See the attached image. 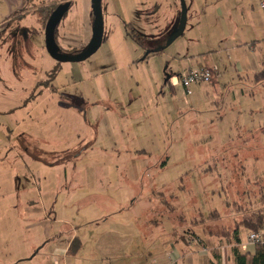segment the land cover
<instances>
[{"label": "rangeland", "instance_id": "rangeland-1", "mask_svg": "<svg viewBox=\"0 0 264 264\" xmlns=\"http://www.w3.org/2000/svg\"><path fill=\"white\" fill-rule=\"evenodd\" d=\"M263 2L104 0L106 35L111 38L88 60L62 63L64 73L52 85L54 89L61 87L64 90L55 91L53 98H47L48 90H44L43 97L48 102L41 110L43 116L44 110L51 113L56 99L63 106L53 111L56 115L46 118L60 123L62 127L58 131L61 134L49 135L45 127L32 128L41 114L27 116L26 108L11 113L0 111V264H38L36 253L39 246L47 242L46 227H32L31 220L36 217L30 218L26 208L39 201L40 195L47 196L43 204L46 205L48 193L56 189L57 183L63 184L65 179L57 169L71 170L68 183L74 177L75 167L99 169L106 173L99 184L108 190L110 185L120 190L130 188L133 200L142 210L139 216L144 215L145 219L152 216L149 221L160 219L164 212L180 222L179 217L184 212L189 220L198 218V212L207 217L215 211L221 218L214 227L219 231L225 227L232 229L235 220H241L254 207L259 208L262 205L259 204L260 196L264 194V82L256 84L255 73L250 76V86H242L240 78L245 75L239 77L240 62L236 56L248 50V59L258 58L264 62ZM43 6L41 4L39 8ZM32 7L31 1L29 8ZM7 10L4 0H0V25ZM184 10H187L184 35L168 45L179 29ZM152 11L157 12L153 18ZM36 21V16H30L21 24ZM127 24H132L143 47L130 38L125 40ZM255 24L258 28L253 30L251 26ZM18 26V22L13 25ZM112 32L115 33L113 36ZM30 38L35 46V34L31 33ZM253 41L260 44L255 51L249 49ZM236 44L242 48L235 53L226 47L237 48ZM62 52L77 55L73 51ZM128 54L138 60L149 54L152 56L143 63L131 65L122 60ZM203 57L207 60H202ZM27 58L28 49L23 46L13 69L32 72L33 65ZM116 58L121 59L117 62L123 69L112 73ZM202 62L205 64L200 65ZM215 65L219 68L216 76L193 85L188 96L182 86H177L176 93L172 94L171 85L166 84L168 77L178 78V72L183 74L192 66ZM105 68L111 70L100 78L106 74L103 73ZM86 71L96 73L87 76L84 75ZM11 83L6 92L0 80V109L10 108L16 100L25 101L31 96L28 92L31 83L27 78L18 77ZM82 88L87 90L86 94H81ZM247 89L254 90V96L246 95ZM243 92L246 93L243 95ZM102 101L106 104L110 101L116 106L119 117L123 118L119 127H101L105 118L101 116L105 111ZM251 111L254 112L252 115ZM128 117L135 119L133 135H130L131 121L125 120ZM122 131L124 134L120 135ZM22 140L48 153L66 151L72 145L76 152L57 158L41 153L35 155L39 159L28 155L20 158L18 154L22 151L16 146L20 147ZM115 145L120 148L119 152L113 150ZM44 161L55 166L48 167ZM258 181L262 187L255 185ZM182 183L184 190L180 188ZM83 190L93 192L90 187ZM93 193L113 194V190ZM81 194L74 203L79 201ZM43 205L38 202L35 209ZM190 224L188 222L184 228H190ZM60 225L55 222L54 227ZM138 240L132 248L134 252L143 248ZM24 251L29 254L22 261L20 255Z\"/></svg>", "mask_w": 264, "mask_h": 264}, {"label": "crops", "instance_id": "crops-1", "mask_svg": "<svg viewBox=\"0 0 264 264\" xmlns=\"http://www.w3.org/2000/svg\"><path fill=\"white\" fill-rule=\"evenodd\" d=\"M31 1L33 7L29 8V3ZM35 1L36 0H4V3L8 6V10L2 24L0 25V44H2L0 46V80L4 83L3 86L6 88L4 91L8 92V88L11 87V82L13 80H16V78L18 79V77L22 79L27 78L31 83V85H28V92H30L29 95H31L30 98H32V95L35 93L36 97L33 98L36 99H24L27 101L25 105V101L19 99L15 101V104L12 107L1 108L0 111L2 113H11L17 109L26 108V110L29 111L27 116L30 114L33 116H40L41 114L40 119L34 121L32 128H35L36 126L40 128L45 127L47 134L51 135L53 133H58V135H60L61 133L59 131L62 127L60 123H56V121L53 120H47L46 118L50 115H56L53 111L56 109L60 110L62 106L61 101L57 99L54 101L55 103L52 104L54 109L51 113H47L48 111L44 110L45 115L43 116L41 110L48 102H45L46 100H44L43 97L46 90H48V93L46 92L47 98H49V96L53 98L55 91L60 92L59 90H64L61 87L54 89L52 85L55 81L61 78L60 76L64 73V67L60 64L59 73L51 85H48V87H38L39 84L47 81L49 74L58 67L59 63L57 62L56 64L55 60L52 59L46 51L44 36L46 25H44L42 18L38 17L36 11L41 4L47 7L50 1H57L59 4H63L64 1L43 0L41 1L42 3H40L39 0V2L37 1V4H35ZM71 3L72 5L69 13L63 19V24L58 28V44L61 51H73L77 53L86 49L93 37L92 0H72ZM262 6L264 7V2L262 3ZM148 12L149 11L145 12V14ZM16 13H20L24 16L18 19V28L13 27L17 22L16 20H12ZM151 13L153 14V18L157 12L155 13V11H152ZM224 14H226V12H224ZM30 16H36L37 21L29 25H22L21 23L26 22ZM251 27H253V30L254 28H258L256 24ZM104 31V40L106 41L111 37H107L106 35L105 23ZM31 33L36 36L35 46H33L34 44L31 42ZM114 34L115 33L112 32V36ZM126 38H128L127 35L125 36V40H127ZM258 45H260L259 42L253 41L252 44H250L249 49L255 51ZM23 46L28 49L27 62L32 63V72L30 71L27 73V71L23 72V70L18 72L13 69L16 67L15 59L17 58V54L20 49L22 50ZM236 46H238V44H236ZM31 47H33L32 50L30 49ZM226 47H228V50L231 49V53L238 51L240 47L242 48V46H238L237 48H234L233 46ZM243 53L236 56L237 60L240 62L238 63L240 67L239 77L245 75L240 78L242 82L240 84L249 87L250 85H248V83L252 82L250 76L264 70V62L258 60V58L248 59L247 55H250L248 50H246V52L243 51ZM154 54L155 52H153V55ZM214 55H210L209 57H215ZM131 56L133 55L128 54L126 59L124 57L122 60L124 59L126 64L131 63V65H135V63H143V61L148 59V57L150 58L152 55H146L141 60L132 59ZM117 59L119 62L121 60L116 58L115 64H117L114 71H111L112 73H116L118 70L123 69V67L117 62ZM201 59L207 60V57ZM204 64L205 62H202L200 65ZM128 67H130V65ZM200 67L192 66L183 71V73ZM105 69L106 72L103 73L106 74L100 75V78H103V76L107 75L108 72H110L109 70H111L108 68ZM94 73L96 72L89 71L84 75L92 76ZM178 73L182 74L181 71ZM172 79L173 78L170 77L168 80L169 83ZM170 85L172 89L171 93L175 94L176 87L179 86V84L172 83ZM79 91L81 94L87 93V90L84 88ZM253 91L254 90L252 89H247V93L243 92V95L245 93L248 95L249 93V96L252 97L254 96ZM185 96L188 95L185 93ZM1 98L3 99V97ZM102 102L105 111L101 112V116L102 119L104 116L105 118L101 123V127H107L108 125L119 127L123 118L119 117L116 106L112 102L110 103V101L107 104L105 101ZM131 105L132 103H130L129 106ZM46 109L49 110L48 107ZM253 113V111L250 112L251 115ZM106 119L112 120L106 121ZM125 120L131 121L130 135H133L135 133V123L133 120L135 119H130L128 117L125 118ZM24 130H26V128ZM37 133H40V131ZM19 134L20 133H18V135ZM33 134H35V132H33ZM123 134L124 131L120 133V135ZM138 138L140 139V137ZM27 147L29 149H27ZM16 148H20L22 151L21 153L17 151L20 158H24V155H28L33 157V159H39L35 156L38 153H41L45 157L49 154L51 157L52 154L57 158L60 155L65 157L72 151L74 153L76 152L75 145H72L68 146L66 151L59 152V150H57L53 153H48L41 148L37 149L32 143L29 144L27 141H23L20 143V147L16 146ZM113 150L119 152L120 148L115 145ZM141 152L144 153L145 150ZM80 154L81 153H79V155ZM44 164L48 167L55 166H50L46 161H44ZM57 170H59V174H63L65 180L63 184L57 183L56 189H53L48 193L49 199L46 201V205L43 204H45L47 196L43 198V195H40L41 198L39 201L32 202L31 205L26 208L27 213L30 214V218L36 217L31 220L33 223L32 227L34 226L37 229L40 225L46 227L47 242H45L44 245H40L36 253L39 257L38 264H237L234 256V249L237 248L242 254H249L250 256L255 254L256 248L247 244V236L250 231L240 229L236 239L238 242L235 243L233 229L231 230V234H224L221 233L223 228L219 231L214 228L216 221H221L219 215L216 218L210 217L211 213L206 217L203 213V216H201V213L198 212L197 215L199 217L196 216L198 218L185 220L184 222L180 220V222H177V219L164 212L162 216L163 219H161V217L160 219L158 218L149 221L152 216L147 217L146 219L144 218V215L139 216L138 213H141L142 210L137 207L136 201L133 200L134 194L130 192V188L120 190L117 186L114 188L113 185H110L111 188L109 186V190L112 189L114 195L110 194L111 192L106 195H95L93 193L109 191L108 187L106 188V186L99 184L101 183L102 177L106 175V173L100 172L99 169L75 167L73 170L74 177H69L70 183H68V176L70 175L71 170L68 168ZM84 187L93 188V192L90 190H83L85 192H82ZM79 193L83 194H81L79 201L74 203L73 201L79 197ZM114 196L116 197L115 199L112 198ZM118 198H120V200ZM38 202H40L43 207L35 209V205H37ZM213 213H215V211ZM184 216L185 219L188 217H186L185 212ZM37 218H39L40 221H37ZM196 219L197 222L195 223ZM55 222L60 223L62 226L60 225L55 228ZM188 222L191 223L190 229L194 235L201 240V246L196 244L190 245L187 242L186 237H183L185 231L189 229L184 228V225H187ZM136 239H139L138 241L143 245V248L142 250L138 249L139 251L134 252L132 248L135 245ZM28 254L29 252L26 251L21 253L20 256H23L22 261L26 260L25 256Z\"/></svg>", "mask_w": 264, "mask_h": 264}, {"label": "trees", "instance_id": "trees-1", "mask_svg": "<svg viewBox=\"0 0 264 264\" xmlns=\"http://www.w3.org/2000/svg\"><path fill=\"white\" fill-rule=\"evenodd\" d=\"M62 1H64V0H62ZM59 5H60L59 2H57V1H50L48 3L47 7L43 6V8H39L36 11L38 17L42 18L44 25L47 24L50 16L52 15V13L55 11V9ZM22 17H24V16H22L20 13H16L12 20L20 19ZM125 28H126L127 37L132 39L140 47H143L144 44H143L142 40L139 39L137 37V35L135 34V30H134L132 24L125 25ZM56 40L58 42V29L56 31ZM81 52H83V51H79L76 54H80ZM60 64L61 63H59L58 67L56 69H54L49 74L47 81L39 84L38 87H43V86L48 87V85L52 84V82L56 79V77L59 73ZM255 82L257 84L264 82V70L261 71L260 73L256 74ZM169 84H172V83L170 82ZM33 97H35V93H34V95H32V98H30V100L33 99ZM260 182L261 181H258V183H255V185L261 186ZM180 188H181V190H184L183 183L181 184ZM262 192H263V190L260 191V194ZM174 194H176V193H174ZM176 198H177V196H176ZM259 204H262V205H259V208L254 207L253 210H251L249 213L247 212L246 215H244L241 220H235L234 221V223H233L234 226L232 229H233V238H234L235 243L238 242V240H236V239H237V234H238L240 229H245V230H248V231L253 232V233H258L261 230H263V228H264V207H263L264 206V194H263V196H260V203ZM240 207H241V205H240ZM171 209H173V208L171 207ZM182 215L180 217V220L184 222L186 219H185V216L184 215L182 216ZM210 217L216 218V217H218V214L216 212L212 213L210 215ZM196 222H197V220H195V223ZM232 229H229V228L227 229L225 227L222 229L221 233L231 234ZM190 233L194 234L192 232V230L189 228L188 230L185 231L183 237L185 238L186 235H188ZM255 248H256V251H255V254L253 256H250L249 254H242L237 248L234 249V256H235L237 264H264V245H257Z\"/></svg>", "mask_w": 264, "mask_h": 264}, {"label": "water", "instance_id": "water-1", "mask_svg": "<svg viewBox=\"0 0 264 264\" xmlns=\"http://www.w3.org/2000/svg\"><path fill=\"white\" fill-rule=\"evenodd\" d=\"M72 0H64L63 4H60L55 11L50 16L46 27H45V47L47 53L50 55L52 59H54L58 63H80L88 60L92 57L102 46L104 42V15H103V0H92V16H93V37L91 42L87 46L86 49L83 50L80 54L75 56L64 54L61 51V48L56 40V31L59 28V25L63 21V19L68 14ZM186 17L187 10H184L181 24L179 26L178 31L170 38L168 45L174 43L179 37L184 35L186 30ZM170 79L168 77L167 81Z\"/></svg>", "mask_w": 264, "mask_h": 264}, {"label": "built area", "instance_id": "built-area-1", "mask_svg": "<svg viewBox=\"0 0 264 264\" xmlns=\"http://www.w3.org/2000/svg\"><path fill=\"white\" fill-rule=\"evenodd\" d=\"M219 72V68L215 65L213 67L202 66L200 68L192 69L179 75L178 78H173L171 83L179 84L183 87L186 95L191 94V87L201 83L212 80ZM176 81V82H174ZM187 242L192 245L201 246V240L194 234L186 235ZM247 244L256 247L257 245H264V229L258 233L249 232L247 236ZM245 249V248H244Z\"/></svg>", "mask_w": 264, "mask_h": 264}]
</instances>
